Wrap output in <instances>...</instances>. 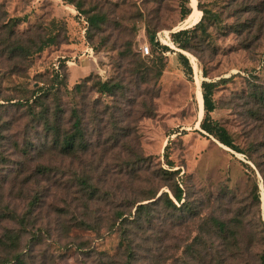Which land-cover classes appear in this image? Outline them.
Listing matches in <instances>:
<instances>
[{"label": "rangeland", "instance_id": "rangeland-1", "mask_svg": "<svg viewBox=\"0 0 264 264\" xmlns=\"http://www.w3.org/2000/svg\"><path fill=\"white\" fill-rule=\"evenodd\" d=\"M76 1L79 9L62 0H0V204L33 226L21 238L29 255L25 264H124L120 228L109 226L118 223L116 212L133 214L132 202L147 192L170 195L173 179L188 191L192 210L152 206L150 224L129 228L138 250L131 264H259L264 254L259 151L251 152L252 161L203 133L197 91L203 80L225 78L213 92L212 118L240 148L264 139V112L256 113L249 98L255 84H264V0H195L198 13L189 24L180 18L181 0ZM198 2L216 17L205 19L206 35L198 32L190 49H180L170 33L201 17ZM188 5L192 9V0ZM90 8L103 16L99 27L87 28ZM150 37L172 51L164 52L159 77L139 90L129 84L135 101L128 93L111 97L94 91L102 68L110 78L119 77L127 48L151 65L158 48L150 46L148 56L138 53ZM37 40L51 42L27 58L14 48ZM37 86L50 90L40 110L56 111L60 129L69 131L71 109L79 110L84 150L61 153L43 119L29 113L32 99H22ZM163 168L180 171L162 176ZM214 218L228 224L227 244L212 231ZM0 223L6 225L5 219ZM189 243L192 250L185 248Z\"/></svg>", "mask_w": 264, "mask_h": 264}, {"label": "trees", "instance_id": "trees-1", "mask_svg": "<svg viewBox=\"0 0 264 264\" xmlns=\"http://www.w3.org/2000/svg\"><path fill=\"white\" fill-rule=\"evenodd\" d=\"M65 3L72 4L75 7L80 6V2L76 0H62ZM189 0H181L179 3V14L180 18L184 19L191 11V7L188 5ZM197 8L201 12V17L190 27L182 28L170 33V38L173 44L178 48L187 50L190 49V43L197 37V33L202 36L206 35L205 19H213L216 17V14L212 13L208 8L202 7L201 4L197 3ZM79 9V8H78ZM93 8L85 10V20L88 27H99V22L103 21V16L98 15L97 13H90ZM13 21L19 20V18H10ZM51 40H37L30 41L26 47H21L20 45H15L16 41L13 43L14 48L18 47L25 53L26 58L30 53L38 52L43 49V47L50 43ZM149 45V53L142 54L139 50V54L142 56H148L152 53V48H158L159 55H157L152 61L151 65L141 60L139 57H135V53L132 52L131 48H127L121 55L123 58L122 62L118 64L119 67H122V72L118 75V78H110L107 68H102L101 72H98L100 79L94 80L95 92L98 94H105L111 97L124 96L128 93L129 84L139 90L142 84L148 83L152 78H157L161 75L163 67V54L167 51H172L167 45H160L156 38H148L147 41ZM12 46V45H11ZM151 46V47H150ZM12 48L11 51H15ZM17 49V48H16ZM24 55V56H25ZM177 57L182 61L183 65L187 70L190 69V64L187 60V57L182 52H177ZM205 74V73H204ZM57 77V74H56ZM225 78H220L218 81H206L201 82V86L198 88V98L201 104L202 118L199 122V128L203 133L213 136L218 142L223 145L230 147L231 149L239 152H244L247 155L248 159L254 161L251 156V152L259 151L258 155L259 160L255 161L261 176H262V189L264 192V139L258 140V138H253L250 140V145L246 148H240L237 144L234 143V140L228 130L220 124L217 120L213 119L211 112L215 109V102L213 99L214 89L219 83L225 82ZM262 84V83H260ZM75 89L80 88V83L74 85ZM50 90L44 88L40 89L39 86L31 90L30 95L24 97L22 100L24 103H28L27 108L32 117L38 116V118L43 119V129L47 132L51 139L52 143L57 146L61 153L63 154H75L78 150L85 149V129L82 126V118L79 115V110L76 108L71 109V117H73V122L71 127L68 130L60 129L56 124L57 112H51L48 110L47 106H44L42 110L40 107L46 102L43 100L44 96L49 93ZM139 92V91H138ZM129 94V93H128ZM140 94V93H138ZM130 95V94H129ZM135 101V95L128 96ZM251 103L256 107V113L264 112V84L257 85L252 89L251 95L249 96ZM17 101H19L17 99ZM132 100V103H134ZM38 107H32L31 104ZM263 117H258L262 119ZM257 126V125H254ZM250 130H253L254 127H249ZM249 130V132H250ZM260 131V128H259ZM251 133V132H250ZM250 135V134H249ZM257 137V136H255ZM168 161L172 167V163ZM179 168L175 169H161L162 176H173L175 177L179 173ZM81 184L87 185V181L81 179ZM168 191H161L156 195V192H147L144 198H136L132 203L135 206L133 214H125L124 211H117L116 217L118 223L115 224L113 221L109 226L110 229L115 225H118L120 228V240L119 246L122 247L126 252V260L124 264H131L132 260L136 258L137 249L133 245V237L129 231L130 226L133 228L141 229L143 225L150 224L153 220V214H151V208L154 205H160L161 208L165 210H178V211H191L192 202L189 200L188 191L184 187L180 186L174 179L172 184L167 185ZM254 198L259 201V189L255 187ZM142 200H148L146 202H141ZM139 202V203H137ZM0 218L5 219L6 225H1L0 223V264H25V259L28 254L25 253L26 246H22V236L25 231L32 229L31 226H26L27 223L23 222V216H19L15 209H10L0 204ZM176 221V220H175ZM211 223V222H210ZM108 226V227H109ZM212 231H214L217 237L221 238L222 241L227 244L229 240L230 230L226 222L219 220L217 218L212 219ZM37 227L35 230H38ZM33 236V234H31ZM186 249L193 248V243L185 245ZM197 258H202L200 251L197 253ZM259 264H264V254H261L258 257ZM157 263V261L155 262Z\"/></svg>", "mask_w": 264, "mask_h": 264}, {"label": "bare ground", "instance_id": "bare-ground-1", "mask_svg": "<svg viewBox=\"0 0 264 264\" xmlns=\"http://www.w3.org/2000/svg\"><path fill=\"white\" fill-rule=\"evenodd\" d=\"M197 13H198V11L195 8V0H192V9H191L190 13L185 18V20L188 22V24L195 20Z\"/></svg>", "mask_w": 264, "mask_h": 264}, {"label": "built area", "instance_id": "built-area-1", "mask_svg": "<svg viewBox=\"0 0 264 264\" xmlns=\"http://www.w3.org/2000/svg\"><path fill=\"white\" fill-rule=\"evenodd\" d=\"M140 52L142 54H148L149 53V45L148 43H144L143 45H140Z\"/></svg>", "mask_w": 264, "mask_h": 264}, {"label": "water", "instance_id": "water-1", "mask_svg": "<svg viewBox=\"0 0 264 264\" xmlns=\"http://www.w3.org/2000/svg\"><path fill=\"white\" fill-rule=\"evenodd\" d=\"M262 191H263V189H262Z\"/></svg>", "mask_w": 264, "mask_h": 264}, {"label": "crops", "instance_id": "crops-1", "mask_svg": "<svg viewBox=\"0 0 264 264\" xmlns=\"http://www.w3.org/2000/svg\"><path fill=\"white\" fill-rule=\"evenodd\" d=\"M77 45V44H76Z\"/></svg>", "mask_w": 264, "mask_h": 264}]
</instances>
